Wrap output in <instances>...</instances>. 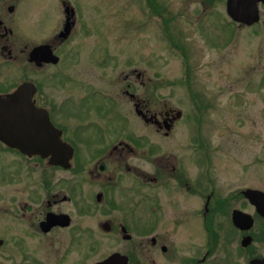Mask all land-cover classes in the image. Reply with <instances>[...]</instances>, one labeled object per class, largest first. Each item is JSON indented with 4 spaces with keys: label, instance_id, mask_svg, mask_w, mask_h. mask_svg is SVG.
Masks as SVG:
<instances>
[{
    "label": "flooded vegetation",
    "instance_id": "obj_1",
    "mask_svg": "<svg viewBox=\"0 0 264 264\" xmlns=\"http://www.w3.org/2000/svg\"><path fill=\"white\" fill-rule=\"evenodd\" d=\"M28 1L0 0V100L6 107L3 111L10 112V95L20 85L33 84L34 107L48 114L53 135L60 132V140L73 149V154L70 168L65 169L53 162L51 154H24L0 139V157L5 160L0 164V187L9 193L4 198L0 193L2 202L9 204L7 208L0 206V215L10 217V240L16 246L23 243L30 256L34 245L57 242L65 232L68 246L80 247L85 238L86 246L93 252V226L80 227L75 219L81 205L83 215L101 210L107 217L99 221L100 229L123 245L93 264L113 254L125 256L129 264H147V255L153 251L158 258L150 259L149 264L264 262V216L245 196L248 190H264L244 185L225 188L223 192L221 173L215 170L214 149L193 131L200 121L191 122L185 111L164 99L157 100L154 76L145 78L137 67L120 75V96L131 107L132 121L119 124L118 128L109 127L110 124L99 121L98 113L96 118L89 115L82 121L74 119L70 129L62 122L61 110L69 98L56 102L43 88L53 78L60 86L67 85L62 79L68 81V66L78 56L77 35L84 28L81 11L87 5H79L77 0H56L57 20L50 35L35 41L28 37L20 47L16 38L17 18ZM46 6V0H40L42 26ZM256 24L237 25L239 29L255 30ZM43 45L57 57L56 64L42 62L38 66L30 62L32 50ZM16 62L26 74L14 82L10 80V67ZM52 68H58L57 72L47 77L46 71ZM143 87L151 90L150 97L157 104L152 106L148 98L142 97ZM85 93L79 97L81 101L86 100ZM143 126L147 132H142ZM51 151L61 157L57 147ZM231 161L225 164L228 169L234 165ZM187 207H194L192 216L187 217ZM165 209L173 210L168 221L172 230L178 232L176 241L153 233L164 222ZM236 212L243 217L235 223ZM115 213H121L120 218ZM63 215L68 217L66 225L57 219ZM130 223L136 225L135 233ZM0 240L5 242L3 236ZM31 263L44 264L38 259Z\"/></svg>",
    "mask_w": 264,
    "mask_h": 264
},
{
    "label": "rangeland",
    "instance_id": "obj_2",
    "mask_svg": "<svg viewBox=\"0 0 264 264\" xmlns=\"http://www.w3.org/2000/svg\"><path fill=\"white\" fill-rule=\"evenodd\" d=\"M55 1L46 0L47 15L43 26L40 0H29L25 4L23 13L17 18L16 38L20 47L27 43L28 37L35 41L45 34L50 35L57 20ZM77 2L87 7L81 11L84 28L77 35L78 56L68 66V81L62 79L67 85L60 86L61 83L53 78L43 88L56 102L69 98L61 110L62 122L70 129L74 119L82 121L89 115L96 118L98 113L99 121L107 126L110 124L109 127L118 128L119 124L132 121L131 107L127 99L120 96V75L137 67L145 73V78L154 76L157 100L164 99L169 105L185 111L191 122L200 121L193 131L214 149L215 170L221 173L220 185L224 193L225 188L244 185L264 190V6L259 7L257 29L244 30L230 23L226 0ZM152 12L154 18L150 17ZM163 21L170 38L163 30ZM33 44L35 42L30 45ZM58 68L48 69L47 77ZM25 74L18 62L10 67V80L14 82L22 80ZM39 82L43 84L40 79ZM82 90L87 91L84 101L79 98ZM150 91L143 87L141 94L154 106L157 102L150 97ZM142 132H147L144 126ZM230 160L234 165L228 169L225 164ZM4 161L0 157V164ZM1 192L3 198L9 194L3 186ZM0 206L7 208L9 204L0 198ZM80 206L75 219L80 227L93 226V252L86 246L85 238L80 247L68 246V235L63 232L57 242L34 245L36 248L28 256L23 243L16 246L10 240L9 215H0V236L5 239L0 248V264H32L33 259L44 264H93L123 248L100 229L99 221L107 217L101 210L83 215ZM193 209L184 208L187 217L192 216ZM164 213V222L156 226L153 233L176 241L178 232L172 230L168 221L173 210L165 209ZM115 216L120 218L121 213ZM130 227L135 233L136 225L130 223ZM156 256L154 251L149 253L147 264L150 259H157Z\"/></svg>",
    "mask_w": 264,
    "mask_h": 264
},
{
    "label": "water",
    "instance_id": "obj_3",
    "mask_svg": "<svg viewBox=\"0 0 264 264\" xmlns=\"http://www.w3.org/2000/svg\"><path fill=\"white\" fill-rule=\"evenodd\" d=\"M259 4H264V0H226V14L237 24L252 26L260 20ZM30 62L39 66L42 62L56 64L58 59L53 56L48 46L43 45L32 50ZM35 90V86L31 83L20 85L10 95L9 113L3 111L6 107L3 106L0 100V139L6 142L8 146L16 148L24 154L37 153L44 156L51 154L53 162L68 169L70 168L73 149L60 140V132H57L58 134L55 136L53 135L54 127L50 123L48 114L34 107L31 98ZM55 147L61 152V157H56L55 152L51 151ZM245 196L255 205L257 211L264 216V192L248 190L245 192ZM241 215L239 212L234 213L235 223L237 218L243 217ZM57 219L59 222L62 221L63 225L68 223L66 215L57 217ZM2 245L3 241L0 240V248ZM96 264L129 263L125 256L113 254L106 260ZM254 264H264V262L256 260Z\"/></svg>",
    "mask_w": 264,
    "mask_h": 264
},
{
    "label": "trees",
    "instance_id": "obj_4",
    "mask_svg": "<svg viewBox=\"0 0 264 264\" xmlns=\"http://www.w3.org/2000/svg\"><path fill=\"white\" fill-rule=\"evenodd\" d=\"M149 5L152 7L153 6V4L151 3V1H149ZM155 10H157V9H155ZM158 14V13H157ZM163 24H164V27H163V30H164V32L165 33H167V35H168V27H167V24L165 23V21H163ZM168 37L170 38V36L168 35ZM172 43H173V45L175 44L174 42H173V40H172Z\"/></svg>",
    "mask_w": 264,
    "mask_h": 264
}]
</instances>
